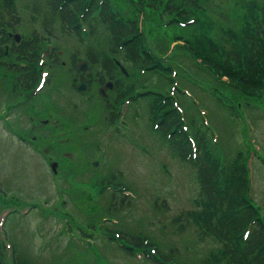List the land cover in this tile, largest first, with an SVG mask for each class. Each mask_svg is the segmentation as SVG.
I'll use <instances>...</instances> for the list:
<instances>
[{"label":"rangeland","instance_id":"374dc122","mask_svg":"<svg viewBox=\"0 0 264 264\" xmlns=\"http://www.w3.org/2000/svg\"><path fill=\"white\" fill-rule=\"evenodd\" d=\"M24 1L16 0L17 7L23 6ZM165 1H159L157 4L159 9L147 10H150L152 15H161V18H165L169 15L165 13V7L161 8ZM258 5L259 0L219 2L213 0L209 2L206 14L213 18L221 16L230 21L236 19L240 22L243 13H246L245 24L251 28ZM120 7L129 13L128 4H120ZM183 7L187 9V6ZM205 7L206 3L199 9L204 10ZM147 10L146 8L140 10L139 6L136 9L138 23L144 33L147 32V21L153 22L149 19L148 16L151 15H148ZM204 11L198 10L195 14L190 11V15L193 16V20L197 17L201 20L204 18ZM22 12L26 18L27 11L22 9ZM159 24L161 28L165 27V20H160ZM172 25L176 28L185 26L176 21L172 22ZM176 28L174 31H177ZM17 29L25 32L28 25L26 22L20 23ZM54 32L55 38L50 37V40L53 39L55 45L57 44L56 48L60 49L59 62H62V65L58 64L59 66L55 68L51 76L52 83L48 85L49 91L46 90L48 87L43 89L49 100L43 103V108L48 105L51 112L54 109L62 111L60 121H65L59 126V130L65 133V137L63 142L60 140L62 143L59 148L45 149L44 152L41 149L32 150L14 142V137L12 139L8 137L10 132L7 124L10 123L12 114L9 116V123L0 122L2 259L6 262L10 260L8 253L9 251L12 253L15 245L17 257L21 256L29 262L28 264H154L150 260L140 259L137 256L142 254L140 250L133 251L135 253L133 256L127 254L121 248L116 233H109L114 231L126 235L141 233L143 240L146 239L155 246V252L158 250L163 255H170L172 263L168 262L169 264H204L201 259L202 252L209 250L214 252L216 245L199 224L204 221L202 226L206 229L208 221H215V214H211L208 221L203 220L201 223H196L189 216L191 210L197 211L199 205L203 203L199 200L198 183L193 177V167L189 161H181L175 154L173 155L168 143L160 142L153 132L155 128L152 127L156 120L152 119L149 123V118H145L144 113L140 112L135 119L129 115L128 109L129 112L127 111L123 118L125 122L117 118L118 124H126V133L118 135L119 130L117 132L112 130L109 138L105 137V130L112 127L105 123L107 109L101 105L100 96L96 91L98 85L92 84L85 93H79L70 86L69 80H66L69 77L67 73L72 76L69 54L74 50L83 53L85 45L80 42L74 47L73 36ZM195 32L194 30V34ZM163 36L169 37L166 33L165 35L163 33ZM189 36H192L190 28ZM71 37L73 38L70 40ZM101 39L98 41L99 46L103 45ZM147 44L155 63L153 68L166 70L168 77L171 76L173 79L172 86L180 85L185 88L183 92L174 90L172 93L181 110L179 120L182 114L184 120L182 123L187 125V131L193 135L189 126L191 119L189 112L193 110L192 112L197 114L199 130L209 132L211 145L205 147L207 149L208 146L210 153H213L216 168L223 163L225 165L222 150L230 149L234 138L225 128L223 107L216 104L213 97L206 93L211 94L213 90L211 84L217 83V89L223 90V85L226 86L227 95L239 96L233 103L236 101L240 103V113L237 109L236 112L245 116L241 123V132L246 138V146L244 153L239 156L244 168L243 196L257 209V214H261V207H264V162L256 153L259 152L264 157V108L256 107L254 101H250V106L244 104L243 99H240L244 98L243 91L228 83L224 75H219L218 80L211 73L216 80L214 82L203 67H197L199 60L196 61L191 56L189 60L186 59L182 55L185 50L180 48L183 44L181 38L169 41L168 47L161 53L156 46L154 48L151 46L152 42L147 41ZM226 47L227 45L224 46ZM168 59L174 66L177 65L178 68L182 66V69L189 72V80H192V83L183 77L180 72L183 70L171 72V67L167 65ZM147 71L148 69L138 73L136 78L148 75ZM73 74L75 75L74 71ZM169 82L170 78L166 90L169 88ZM2 93L6 96L7 92ZM258 93L261 94V101H264V82ZM186 100L191 104L189 108ZM134 101L129 103L128 108L132 107ZM78 115L82 118L79 122ZM83 122L86 124L83 125ZM40 124V120L36 118V127L38 128ZM47 124L56 125L57 120L54 117L53 121L49 120ZM216 132L217 136L211 137L212 133ZM96 141H99V147L94 153L97 149ZM217 141L223 146L217 144ZM100 148L104 154L100 153ZM95 157L100 162L93 168L89 160ZM50 159L58 160L54 171L49 168ZM109 181L111 184H108ZM114 184L132 192L128 204L107 207L111 191L116 197L122 193L120 187L111 189ZM106 185H109V188ZM14 197L19 202H12L11 199H16ZM154 198L163 200V204L153 206ZM28 201L31 207L25 212H18L22 207L27 208V205L21 204ZM13 206L19 207L16 209L17 212H6L7 209L12 211ZM177 213L180 215L173 220ZM2 238L8 245L1 243ZM144 250L152 253L147 248ZM168 250H172V253H168Z\"/></svg>","mask_w":264,"mask_h":264},{"label":"trees","instance_id":"16d2710c","mask_svg":"<svg viewBox=\"0 0 264 264\" xmlns=\"http://www.w3.org/2000/svg\"><path fill=\"white\" fill-rule=\"evenodd\" d=\"M86 1H88L87 10L83 12L82 18L86 24L85 34L89 36V39L84 44L82 54L88 59L89 69L94 71L89 72L87 78L94 77L93 84L112 78L113 90L106 98L100 97L101 105L107 109L108 118L112 115L109 110L110 101L114 103L119 96H127L132 91H137L138 95L130 108V116L136 119L141 112L144 113L145 118H149V123L152 119L159 121L153 132L160 142L168 143V148L173 155L175 154L181 161L187 158L186 161H189L193 167V177L198 183L199 200L203 203L199 205L197 211L193 209L188 215L191 220L201 223L203 220L208 221L211 214H215V221H208L209 225H205L206 229L202 226L204 221L199 224L216 245L214 252L210 250L202 252L201 259L204 264H264V213L258 215L257 209L243 196L244 168L239 156L245 151L246 138L241 132L242 120L236 112L237 101L233 103L239 96L227 95L226 86L223 85L224 89L220 90L217 89V83L211 84L213 88L211 94L206 93L213 97L216 104L223 107L226 118L225 128L234 138L232 147L222 150L225 165L223 163L221 170L218 171L214 166L213 153H210L208 146L209 152L205 147V145H211L209 132L199 130L200 122L197 114L192 112L193 110L189 112L191 118L189 126L196 141L193 155L188 141L183 139V132L176 129L175 126L179 124L177 112L171 106L166 91L169 77L166 70L153 68L155 63L147 44V41L152 42V46H156L161 53L168 47L169 41L177 37L181 38L183 44L180 48L185 50L182 55L186 59L189 60L191 56L194 60H199L197 67H203L204 71L210 75L212 73L215 79L219 80V75H224L228 83L243 91L244 98L240 99H243L244 104L250 106V101H254L256 107L260 106L263 109L264 102L261 101L262 97L258 90L264 82V0H259L257 19L253 21L252 29L245 24L246 13H243L240 22L236 19L230 21L221 16L213 18L210 14H206L209 2L213 0H204L205 11L196 6L197 0H177L178 2L166 0L161 7H165V13H169L165 18H161V15H152L151 11L147 10L159 9L157 4L160 0H101L99 3L95 0H25L22 9L27 11V15L24 20H19L16 9L10 1L0 0V29L16 30L21 21L26 22L32 31V37L31 40L21 43L19 50L15 49L20 53H25L29 49L35 50L43 38H55L54 31L73 36L74 38L71 37L70 40L72 38L75 40L74 47H76L80 42L83 44V33L78 28L75 16ZM219 1L224 0H217ZM124 3L129 5V13L121 9L120 4ZM133 3L135 5L131 6L130 4ZM99 5L97 15L93 16L91 12ZM138 6L140 10L146 8L148 15H151L148 16L149 19L153 20V22L147 21L146 33L141 31L138 23L136 11ZM183 6H187V9ZM198 10L204 11V18L201 20L197 17L185 23L183 27L171 26L172 22L175 23L178 18L185 19L186 13L191 11L195 14ZM240 10L242 11L241 8ZM237 16H239L238 13ZM160 20H165V27L161 28ZM174 28L177 31H174ZM189 28L192 31L191 37ZM5 33L2 31L3 39L0 41V47L1 42L5 40ZM163 33L169 37L163 36ZM99 38H102V46L98 44ZM225 45H227L226 48H224ZM76 54L75 50L69 54V66L74 70ZM112 56L124 63L128 73L126 77L118 71L111 59ZM24 59L28 60L29 57ZM59 59L57 52H54L50 58L52 72L48 79L49 85L52 83L51 76L55 68L59 66ZM139 68L148 69V75L136 78ZM179 70H183L180 72L189 82V72L182 68ZM22 76H20L21 81L29 80V73ZM214 77L212 76V79L216 82ZM78 78H80V72L77 76L69 75L66 80L73 85ZM190 82L192 83V80ZM161 96H165L166 99L160 103L158 99ZM186 103L189 108L190 102L186 100ZM113 109L114 113L115 107ZM216 143L223 146L219 141ZM187 152L189 154L185 157ZM117 197L111 191L107 207L124 206L130 201L128 195ZM152 204L153 206L162 205L163 200L154 198ZM179 215L180 213H177L172 219L175 220ZM245 227L248 229L242 237ZM200 233L203 234V232ZM120 238H125L127 245L121 248L129 255H132L134 249H144L153 245L148 241L143 242L141 233L137 232L127 235L120 232ZM13 246L8 262L4 261L0 254V264H28L29 262L21 256L17 257L15 245ZM168 253H172V250H168ZM144 255L143 259L150 260L154 264H166L172 260L169 258L170 255H163L158 250L156 252L154 250L151 254L144 253Z\"/></svg>","mask_w":264,"mask_h":264},{"label":"flooded vegetation","instance_id":"af4514ba","mask_svg":"<svg viewBox=\"0 0 264 264\" xmlns=\"http://www.w3.org/2000/svg\"><path fill=\"white\" fill-rule=\"evenodd\" d=\"M2 31L6 32V37L1 42L0 47V87H2L0 91V122L9 123V116L12 114L10 123L7 124L10 132L8 137L11 139L14 137L13 141L22 146L30 147L32 150L41 149L42 152L45 149L59 148L65 137V133L59 130V126L65 121H60L62 111L54 109L51 112L48 105L43 108V103L49 101L45 96L47 93L43 89L48 87L46 90L49 91L48 79L52 72L50 58L57 50L49 45H42L44 43L43 38L35 50L29 49L25 53L17 52L15 49L19 50L21 43L31 40L32 31L30 29L25 32L21 29H0V41L3 39ZM14 34H18L17 40L13 38ZM28 57V60L24 59ZM59 64L62 65V62ZM89 72L93 73L94 71L89 69ZM25 73H29V80L23 82L20 76ZM80 78L91 86L94 77L83 78L80 75ZM108 79H111L112 85L110 88H105L107 96L113 90V80L112 78ZM98 84L96 83V86ZM2 91L7 92L6 96ZM109 106L112 115L109 118L106 115L105 123L111 125L115 117L112 101H110ZM19 117L21 123H19ZM54 117L57 124H47L49 120L53 121ZM36 118L41 123L38 128L36 127ZM77 119L79 122V115ZM104 133L108 134L106 131ZM96 143L99 144V141Z\"/></svg>","mask_w":264,"mask_h":264},{"label":"water","instance_id":"95a60500","mask_svg":"<svg viewBox=\"0 0 264 264\" xmlns=\"http://www.w3.org/2000/svg\"><path fill=\"white\" fill-rule=\"evenodd\" d=\"M15 37H16V35H15ZM116 62H117V61H116ZM77 66H78L79 68L84 69V68H85V62H83V61L79 62V63H77ZM104 86H110V82H109V81L104 82V84H103L102 86H99V90H100V92H101L102 94H104V93L102 92V89H103L102 87H104ZM75 87H76L78 90H80V91H85V90H86V84H85L84 82H78V83H76ZM51 165H53V164H51Z\"/></svg>","mask_w":264,"mask_h":264}]
</instances>
